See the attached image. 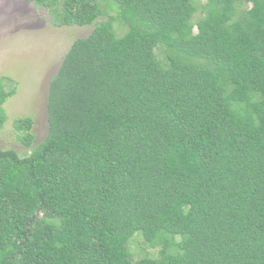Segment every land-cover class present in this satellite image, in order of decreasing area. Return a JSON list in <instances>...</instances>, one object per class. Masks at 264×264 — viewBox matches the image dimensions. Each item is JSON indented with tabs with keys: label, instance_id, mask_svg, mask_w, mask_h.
<instances>
[{
	"label": "trees",
	"instance_id": "1",
	"mask_svg": "<svg viewBox=\"0 0 264 264\" xmlns=\"http://www.w3.org/2000/svg\"><path fill=\"white\" fill-rule=\"evenodd\" d=\"M25 1L95 28L50 83L46 139L0 150V264H264V0H103L121 37L99 0ZM137 232L159 258H132Z\"/></svg>",
	"mask_w": 264,
	"mask_h": 264
},
{
	"label": "rangeland",
	"instance_id": "2",
	"mask_svg": "<svg viewBox=\"0 0 264 264\" xmlns=\"http://www.w3.org/2000/svg\"><path fill=\"white\" fill-rule=\"evenodd\" d=\"M60 9L62 0H45ZM102 14L97 23L113 19L118 37L129 27L117 18L116 7L99 0ZM51 8L28 3L25 0H0V79L8 78L6 89L16 90L4 104L7 120L0 131V150H14L20 158L31 154L47 137L49 86L56 76L71 45L88 37L95 25L79 27L57 26L52 20ZM163 60L165 54L157 50ZM31 118L33 141L27 147L17 139L14 122ZM134 260L144 257L159 258L162 246L149 245L137 232L128 242Z\"/></svg>",
	"mask_w": 264,
	"mask_h": 264
}]
</instances>
